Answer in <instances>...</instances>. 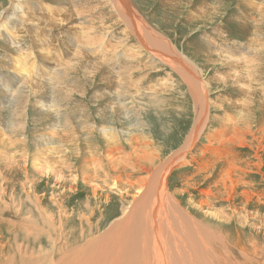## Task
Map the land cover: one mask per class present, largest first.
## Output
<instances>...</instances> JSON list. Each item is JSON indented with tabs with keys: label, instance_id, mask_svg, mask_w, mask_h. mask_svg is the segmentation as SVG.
<instances>
[{
	"label": "bare ground",
	"instance_id": "6f19581e",
	"mask_svg": "<svg viewBox=\"0 0 264 264\" xmlns=\"http://www.w3.org/2000/svg\"><path fill=\"white\" fill-rule=\"evenodd\" d=\"M52 1L60 16L55 15L49 0H8L9 7L0 11V32L7 31L8 24L23 29L41 26L40 14L32 13L38 5L46 13L43 14L48 25L60 18L72 21L75 17L83 18L82 28L76 33L83 36V47L72 49L73 57L68 59L64 53L66 56L62 58L56 53L54 64L57 66H53L47 62L43 52V61L51 66L46 67L49 83L54 89H59L62 100L68 96L67 93H73L76 89L63 85V81H67L65 75L68 72H79L89 64L87 51L99 59L92 68L93 81L99 74L100 80L106 81L110 87L118 86L121 79L124 88L118 86L109 99L106 95L98 97L95 115L88 116L93 123L81 130L66 111L60 115L61 132L58 139L53 140L63 145L52 151V165L40 174L48 182L51 179L58 182L60 195H73L58 204L56 234L50 232L46 235L48 242L52 237L55 241L42 247L44 264H202L199 261L207 264H261L264 256L262 259L257 257L254 238L255 218L260 216L249 211H258L255 203L264 201V154H261L264 153V115L257 117L256 123L252 119L234 122L228 116L211 121L210 84L204 78L203 70L171 41L153 30L129 0ZM100 4L107 5L111 17L123 25V35L127 39L112 43L107 40L111 34L109 30L101 34L95 19L101 18L103 26L105 14L94 17ZM109 45L112 52L107 50ZM114 59L116 64L122 63L115 74L109 71L108 66ZM143 59L145 65L159 72L158 67H167L178 75L187 89L194 118L180 149L154 171V167L145 164V160L156 166L161 155L157 156L156 162V158L143 157V149L149 147L145 137L135 128L125 134L130 126H122L119 117L123 120L126 117L129 122V110L133 111L137 102L150 95L146 93L169 89V83L173 86L176 82L174 77L170 81L165 77V81L159 78L154 84L144 86L143 82L151 78L154 71L146 75L142 73L145 68L136 65ZM124 62H130V65L126 66ZM93 64L91 61L90 68ZM137 75L143 77L138 78ZM6 89L11 91L10 86ZM31 95L32 90L28 91V83H25L14 96V113L22 120ZM108 101L112 103L109 108ZM219 107L221 113V105ZM60 108L59 100H55L43 102L40 110L50 114L59 112ZM21 124L19 134L23 135L26 124ZM253 124L258 126L256 131ZM119 128L122 134L118 132ZM205 128L207 131L203 138L217 148H199V143L194 147ZM81 139L93 145L95 150L80 149L76 142ZM50 144L44 141V146L49 147ZM192 150L203 153L201 157L212 153L207 162L201 163L189 159L190 156L195 157ZM1 162L9 164L4 159ZM32 164L38 170L40 159ZM188 165L193 172L184 185L176 183L173 186L175 196H171L168 190L170 173ZM122 170L129 171L130 176L126 173L120 175ZM143 171L149 175L147 178L138 175ZM109 174L113 175L110 177ZM129 177L132 179L125 182ZM106 186L110 191L115 189L121 193L128 188L121 196L131 199L124 203L121 214L116 204L113 217L98 213L93 204L101 198L107 204L112 202V198L103 195ZM83 197L86 199L81 207L71 208L73 199L78 198L80 202ZM178 197L187 201V208L181 206ZM47 222L52 227L50 219Z\"/></svg>",
	"mask_w": 264,
	"mask_h": 264
},
{
	"label": "rangeland",
	"instance_id": "374dc122",
	"mask_svg": "<svg viewBox=\"0 0 264 264\" xmlns=\"http://www.w3.org/2000/svg\"><path fill=\"white\" fill-rule=\"evenodd\" d=\"M129 1L138 8L139 13L153 30L171 41L181 53L203 70L204 78L210 84L211 121L228 116L234 122L252 119V122L256 123V118L264 115V0ZM49 2L55 15L60 16V11L54 7L56 4L52 0ZM3 7L6 9L9 7L8 0H0V11ZM39 7L40 5L32 12L40 14L41 26H36L38 30L31 26L23 29L8 24V30L0 32V113L2 112L0 115V264L36 262L44 264L42 247L53 244L55 241L52 237L48 242L46 235L50 232L56 234L58 204L64 199L66 201L73 194L60 195L58 182L54 179L48 182L40 173L52 165V151L58 150L63 145L53 140L58 139L61 132L60 115L66 111L72 121L79 124V130H81L93 123L89 121L88 116L95 115V103L98 97L106 95L109 99L118 86L124 88L121 79L118 81V86L110 87L106 81L100 80L99 74L93 81L92 68L98 64L99 59L85 51L89 64L79 72H68L69 74L65 75L67 81H63V85L69 88L74 87L76 90L73 93H67L68 96L62 100L63 96L59 94V89H54L49 83L46 67L51 66L43 61V52L46 53L47 62L53 66H57L54 64L57 60L56 53L62 58L66 55L68 59L73 57L72 49L83 47V36L76 34L79 28H82L83 18L75 17L73 21L60 18L52 25H48L44 18L46 13ZM97 8L99 9L95 11L94 17L103 12L105 14L103 26L100 24L101 18L95 19L101 34L109 30L111 34L107 40L112 43L121 38L127 39L123 35V25L116 18L111 17L109 7L100 4ZM76 24L78 26L75 28ZM30 29L31 31L35 29L32 31L33 34L29 31ZM40 43L41 46H39ZM110 47L111 45L107 47V50L112 52ZM115 60L108 65L109 71H113L114 74L119 71L116 68L122 66V63L116 64ZM91 61L94 64L90 68ZM130 62H124V65L128 66ZM145 64L143 59L136 66H143L145 69L142 73L145 75L151 71H154V74L143 82L144 86L154 84L159 78L165 81V77L168 81L174 79L176 83L173 86L169 83L171 86L169 89L146 93L150 95L146 96L144 101L137 102L133 111L129 110V122L125 116L124 120L119 117V121L125 128L130 126L125 134L131 131V128H135L145 137V143H148L149 147L143 149V157L156 158V162L157 156L161 155L160 162L158 161L156 166H151L145 160V164L154 167L152 170L154 171L159 164L164 163L180 149L187 133L191 130L194 118L187 89L178 75L167 67H158L159 72ZM157 74L159 75L155 76ZM115 81L117 82L116 79ZM157 82L160 83V81ZM25 83H28V91L32 90V95L22 120V117L15 116L14 96ZM8 86L11 87V91L6 89ZM146 94L143 91V96ZM55 100H59L61 105L59 112L50 114L41 112L43 102L50 103ZM108 102L107 108L112 106L111 101ZM18 110L20 111L19 108ZM223 111L226 113H222ZM22 122L26 124L23 135L19 134ZM110 126L114 127V125ZM253 129L256 131L258 126L253 124ZM121 130V128L118 129L120 134H122ZM152 130L155 131L154 134L150 133ZM205 131H207L206 128L200 136L202 139L199 138L200 142H196L194 147L199 143V148L202 146L217 148L203 138L204 134L206 135ZM44 141L51 142L49 147L44 146ZM76 144L80 149L88 148L89 151L94 149L93 145L86 144L82 139ZM193 153L195 157L190 156V160L205 163L210 159L209 154L212 152L206 153L204 157H201L203 153L200 154L197 151ZM2 159L9 164L1 162ZM39 159L41 164L36 170L32 163L38 162ZM192 170V167L188 165L176 168L170 173L168 190L171 196H175L176 189L173 186L176 183L184 185ZM124 173L129 176L131 174L129 171L122 170L120 175ZM111 175L113 174H109L110 177ZM138 175L144 178L149 176L144 171ZM130 179L132 177L124 181L128 182ZM125 191L122 193L115 189L110 191L106 186L103 195L112 198V202L107 204L104 198L96 200L93 204L97 212L113 217L118 204L119 214H121L124 203L131 200L123 199L121 196ZM84 199L86 197H83L80 202L78 198L73 199L70 203L71 208L81 207ZM178 199L181 206L186 207L187 201H183L180 197ZM255 207L258 211L251 209L249 212L260 216L255 218L254 238L257 244V257L262 259L264 256V201L255 203ZM48 219L52 227L48 224ZM247 235L250 236L249 233ZM199 262L207 264L204 261ZM261 264H264L263 260Z\"/></svg>",
	"mask_w": 264,
	"mask_h": 264
}]
</instances>
